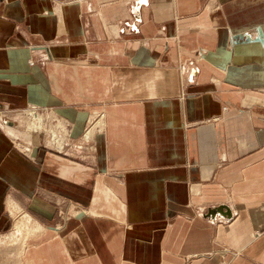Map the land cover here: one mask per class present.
<instances>
[{"label": "crops", "instance_id": "1", "mask_svg": "<svg viewBox=\"0 0 264 264\" xmlns=\"http://www.w3.org/2000/svg\"><path fill=\"white\" fill-rule=\"evenodd\" d=\"M25 105L69 152L12 147ZM20 214V264H264V0H0V229Z\"/></svg>", "mask_w": 264, "mask_h": 264}, {"label": "rangeland", "instance_id": "2", "mask_svg": "<svg viewBox=\"0 0 264 264\" xmlns=\"http://www.w3.org/2000/svg\"><path fill=\"white\" fill-rule=\"evenodd\" d=\"M30 64H32L31 61ZM27 105L13 114V118L15 117L14 120L16 119L15 121H17L19 130L16 129L18 133L15 138L16 140H11L12 147L31 162H36L35 153L38 147H44L45 149L60 154L69 152L68 147L72 122H67L64 116L58 115L53 109H49L45 107V105L43 106L44 108L35 105L27 110H23L27 108ZM102 117L100 114L91 115L88 122L86 118L84 130L81 134V140L86 145L91 142L95 133L99 132L100 128H98V124L102 122ZM90 128L94 129L95 132L88 141L86 140V134L91 130ZM59 142L61 143L60 145ZM92 146V144H88L86 147L92 150ZM54 213L60 218L66 214L64 210L59 211L58 209H56ZM34 225V222L26 219L25 215L20 214L13 216L9 225L1 227L0 264H20L19 257L24 240L36 231ZM222 263L226 264L225 262Z\"/></svg>", "mask_w": 264, "mask_h": 264}, {"label": "bare ground", "instance_id": "3", "mask_svg": "<svg viewBox=\"0 0 264 264\" xmlns=\"http://www.w3.org/2000/svg\"><path fill=\"white\" fill-rule=\"evenodd\" d=\"M102 117V116H101ZM101 119H103V117L101 118ZM102 122L101 123H99L98 124V128H100V130L99 131H101V130H103L102 128H103V126H104V123H103V120H101ZM7 134L8 135H10V136H13V137H15V136H17L18 135V133L17 132H15V130H13V129H7ZM95 131H94V129H91L87 134H86V140H90V138H91V136L92 135H94L93 133H94ZM61 143L59 142V145H60ZM27 149V148H26ZM14 208V207H13ZM15 209V211H13L12 210V213L13 212H20V209H16V208H14ZM22 213V212H21ZM26 219H28V220H31V222H32V218L31 217H26ZM42 227V226H41ZM19 234V233H18Z\"/></svg>", "mask_w": 264, "mask_h": 264}, {"label": "water", "instance_id": "4", "mask_svg": "<svg viewBox=\"0 0 264 264\" xmlns=\"http://www.w3.org/2000/svg\"><path fill=\"white\" fill-rule=\"evenodd\" d=\"M259 36H260L259 38H262V33L260 32V30H259Z\"/></svg>", "mask_w": 264, "mask_h": 264}]
</instances>
